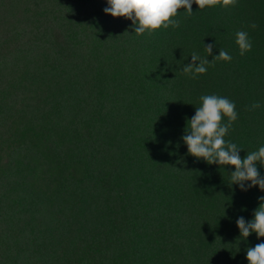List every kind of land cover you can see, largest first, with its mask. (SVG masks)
Returning <instances> with one entry per match:
<instances>
[{
    "label": "trees",
    "instance_id": "obj_1",
    "mask_svg": "<svg viewBox=\"0 0 264 264\" xmlns=\"http://www.w3.org/2000/svg\"><path fill=\"white\" fill-rule=\"evenodd\" d=\"M22 6L28 28L0 39V113L26 100L13 142L0 134V264H248L264 237L244 239L236 220L264 191L229 187L234 167L197 162L181 137L199 97L217 94L235 102L225 139L240 156L264 146V0L193 4L151 36L105 14L106 0ZM207 44L209 61L220 49L232 60L181 74Z\"/></svg>",
    "mask_w": 264,
    "mask_h": 264
},
{
    "label": "clouds",
    "instance_id": "obj_2",
    "mask_svg": "<svg viewBox=\"0 0 264 264\" xmlns=\"http://www.w3.org/2000/svg\"><path fill=\"white\" fill-rule=\"evenodd\" d=\"M106 3L107 7L103 9L105 14L131 20L136 36L144 34L151 36L155 30L161 28H178L181 24V21L176 19L179 9H183L187 17L193 13V4H196L199 10L215 5L227 8L234 7L237 0H106ZM249 27L255 29L257 25L252 23ZM235 43L241 56L252 49V41L247 31H237ZM214 47V44L204 45L207 54L205 57L192 52L191 62L182 67L181 74L195 80L206 74L208 67L214 66L215 62L232 60L227 51L220 49L218 55L209 61L207 57L212 54ZM260 107L259 102H254L249 110ZM238 115L235 102L229 98L217 94L201 95L199 106L195 107V114L187 121L181 139L187 146V154L194 157L197 162L203 160L209 165L215 164L223 169L224 166L234 167V171L228 173L229 187L235 184L241 191H247L253 186H258L264 191V175L258 170V164L264 167V146L242 158L240 151L243 149L225 139ZM245 182H248L247 186ZM258 200L260 203L254 210L252 219L245 220L240 216L236 220L240 236L244 239L252 233L256 234L257 239L264 237V196L258 197ZM245 258L248 264H264V243L249 247Z\"/></svg>",
    "mask_w": 264,
    "mask_h": 264
},
{
    "label": "rangeland",
    "instance_id": "obj_3",
    "mask_svg": "<svg viewBox=\"0 0 264 264\" xmlns=\"http://www.w3.org/2000/svg\"><path fill=\"white\" fill-rule=\"evenodd\" d=\"M22 3L23 0H0V39L6 38L7 40L10 39L14 41L15 37L21 38V31L28 28L26 22L28 15ZM12 64H14V62L9 63V65ZM58 77L64 78L61 77L60 74H58ZM2 81H0V87ZM63 82L62 79H57L59 85ZM26 94L28 93L26 92ZM6 104L13 106V109L0 113V134L6 139V142H13V138L16 136L14 133L16 132L15 128H19V124H21L15 122L18 120L17 110L26 107V100H23V104H21V101H17L14 104L8 100ZM42 181L40 185L42 193H47L49 195V191L46 189L45 185H42L44 182ZM52 201L55 202L54 197ZM54 202L52 204H54Z\"/></svg>",
    "mask_w": 264,
    "mask_h": 264
}]
</instances>
